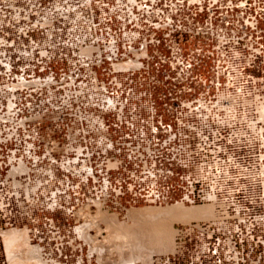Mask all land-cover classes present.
<instances>
[{
    "label": "built area",
    "instance_id": "1",
    "mask_svg": "<svg viewBox=\"0 0 264 264\" xmlns=\"http://www.w3.org/2000/svg\"><path fill=\"white\" fill-rule=\"evenodd\" d=\"M16 3L10 23L37 29L0 54V175L19 177L0 181V202L23 208L41 155L73 163L78 125L90 122L88 207H212L178 226L174 252L153 264H264V0ZM151 66L163 80L153 75L143 114L131 87ZM69 167L59 184L71 185Z\"/></svg>",
    "mask_w": 264,
    "mask_h": 264
},
{
    "label": "rangeland",
    "instance_id": "2",
    "mask_svg": "<svg viewBox=\"0 0 264 264\" xmlns=\"http://www.w3.org/2000/svg\"><path fill=\"white\" fill-rule=\"evenodd\" d=\"M31 4L32 3L29 5ZM16 6V0H0V54H3L8 49L12 35H22L27 30H34V34L36 33L35 30L37 28L35 26L27 24L12 25L10 23L11 18L17 11ZM33 10L34 9H32V11ZM157 62H159V60ZM145 64L146 67L147 63ZM150 68L151 69L148 70L147 68H143L141 71L133 75L132 85L135 94L131 87V98L139 97L143 99V105L141 106L144 109V112L142 111L143 114L148 113L149 98L151 97L149 83H151L153 75L157 76L158 80H163L160 71H156L155 73V71L152 70V66ZM126 76L127 74H122L119 78L125 83ZM133 104L134 103H130L127 108L132 107ZM114 123L115 117L113 114H110L109 133L113 136V139H116V131L113 127ZM85 134H95V128H91L90 122H83L78 125L76 135L81 139V148L71 155L73 163L68 164L67 154L63 152L49 151L48 153L41 155L38 160V167L34 169L31 175L33 183L29 187L28 202L23 204V208L17 204L13 210H10L6 207V200L0 202V264H11L2 235L3 232L8 230H20L24 233V239H22L23 241H20V243H24H21L22 245L19 249L14 251L16 254L23 253L22 255H25L27 249L24 247L27 246L36 249L39 256L38 260H40L37 264H153L154 258H165L171 256L174 252L175 229L190 221L175 220L172 218L165 219L164 221V218H159V221L155 214H152V216L148 215L145 210L149 208L152 210L153 208L165 209V207L168 208L176 204L184 205L183 207L185 208H191L193 206L183 203L181 204V202H173L161 207L144 203L135 206L115 207L112 205H103L98 202L91 205V207H88L87 199L90 196V193L85 181L88 173V158L90 154L87 153L85 149L83 150L88 143V141L82 139ZM114 156L117 155L114 154ZM98 157L99 155L93 154V158L99 164L101 159ZM69 165L71 167L74 166L75 168V175L73 177L70 176L71 185L73 182V185L75 186V195L72 194L71 185L69 186L66 183L59 184L57 180V177L68 175L70 168ZM97 169H99V167ZM5 177V174L2 173L0 175V181L4 182L5 179H13V181L19 179V177H15V175H12L11 178ZM35 179L40 180L42 184L36 185L34 182ZM2 188V194H5L8 190V185H6L5 188ZM10 190L12 193H15L16 191L20 192L21 186L15 185L13 182ZM68 195H71V199L68 198ZM74 199L76 208L72 211ZM15 210L18 211V214L14 217ZM133 210L137 212V214L140 213L139 215L143 218L147 216L146 218H152L154 221H147L146 218L143 220V218H140L138 215H135V219H133L134 213L133 215L132 213H129ZM139 210L140 212H138ZM21 213L23 214L22 218L20 215ZM100 213H105L110 216L112 215V217L115 216L114 218L117 217L116 223L118 224H116V226L115 224H107L109 225L107 227L105 222L98 218ZM15 219L21 222V225H6L7 221L12 222ZM97 219L98 221H96ZM95 222H97V226ZM149 222L152 224L154 222V225H151ZM161 222H164L165 224L160 225ZM155 225H160L161 227H159L161 229ZM115 227H118L119 229H116ZM109 230L114 233L116 230L119 231V233L115 234L117 238L114 233ZM156 230L158 231L156 232ZM164 230L165 232L163 233ZM159 233L162 234V238L158 237ZM139 234H142L141 238ZM163 234L167 235L164 236ZM118 235L121 236L118 237ZM167 236L170 239L167 238ZM163 237H165L166 240ZM162 239L163 241H166V245L161 241ZM93 242L96 243L92 244ZM24 244L27 245L25 246ZM157 244L160 246L158 245V247ZM166 248H168L169 251ZM28 263L31 264L30 262ZM32 264H34V262H32Z\"/></svg>",
    "mask_w": 264,
    "mask_h": 264
},
{
    "label": "bare ground",
    "instance_id": "3",
    "mask_svg": "<svg viewBox=\"0 0 264 264\" xmlns=\"http://www.w3.org/2000/svg\"><path fill=\"white\" fill-rule=\"evenodd\" d=\"M182 204V203H181ZM184 206V205H183ZM182 205H174V206H170V207H165V209H160V208H158V209H154L153 207V210L152 209H144L145 211H146V213H148V215H151L152 216V214L154 215L155 214V216L157 217V220L160 218V219H162V218H164L163 219V221L166 219H179V220H183V221H191V220H200V219H210L212 216H213V210H212V207H210V206H193V207H191V208H185V207H183ZM138 209H140V208H138ZM138 212H140V210L138 211ZM142 212V211H141ZM129 213H132V215H133V213H134V215H133V217L135 216V215H138V216H140L139 214L140 213H138L137 214V212H135L134 210L132 211V212H129ZM128 213V214H129ZM145 213V212H144ZM131 215V216H132ZM147 215V214H146ZM127 216H129V215H127ZM154 216V217H155ZM115 217V216H114ZM114 217H112V215L110 216V215H108V214H105V213H100L99 214V216H98V218H100L102 221H104L105 222V224L107 225V224H110V225H114L115 224V226H116V224H118V223H116L117 222V220H116V218H114ZM145 217V216H144ZM147 217V216H146ZM145 217V218H146ZM153 217V218H154ZM155 217V218H156ZM180 217V218H179ZM140 218H143L142 216H140ZM140 218H138V219H140ZM145 218H143V220H145ZM149 218H150V216H149ZM99 219V220H100ZM133 219H135V217L133 218ZM160 219H159V221H160ZM94 220V219H93ZM132 220V219H131ZM143 220H142V222H143ZM146 220L148 221H151V220H153L152 218H150V219H148V218H146ZM174 220V221H175ZM96 221H98V219L96 220ZM154 221V220H153ZM156 221V220H155ZM158 221V222H159ZM183 221H181V222H183ZM103 222V223H104ZM134 222V221H133ZM137 222V221H136ZM145 222V221H144ZM96 223V226H97V222H95ZM148 223V222H147ZM149 223H151V222H149ZM156 223V222H155ZM168 223V222H167ZM170 223V222H169ZM122 224V223H121ZM121 224H120V226H121ZM161 224H165L164 222L162 223H160V225ZM138 225V224H137ZM151 225H154V222H153V224L151 223ZM159 225V226H160ZM109 225H107V227H108ZM136 226V225H135ZM155 226H158V225H155ZM158 226V227H159ZM91 227V226H90ZM161 227V226H160ZM159 227V228H160ZM110 228V227H109ZM108 228V229H109ZM112 228H113V226H112ZM116 228V227H115ZM118 228V227H117ZM116 228V229H117ZM126 228V227H125ZM124 228V229H125ZM136 228V227H135ZM119 229V228H118ZM122 229V228H121ZM137 229H138V227H137ZM140 229V228H139ZM158 229V228H157ZM161 229V228H160ZM99 230V229H98ZM115 230V229H114ZM126 230V229H125ZM129 230H132V229H129ZM128 230V231H129ZM135 230V229H134ZM144 230V229H143ZM109 231H111V230H109ZM121 231V230H120ZM140 231V230H139ZM158 230H156V232H157ZM160 231H162V230H160ZM112 233H114L113 231H111ZM127 232V231H126ZM138 232V231H137ZM143 232V231H142ZM142 232H140V233H142ZM165 232V230L163 231V233ZM111 233V234H112ZM117 233H119V231H117L116 230V232L114 233V235L115 234H117ZM132 233V232H131ZM144 233V232H143ZM110 234V233H109ZM120 234H122V233H120ZM126 234V233H125ZM124 234V235H125ZM146 234V233H145ZM156 234H158V233H156ZM3 239H4V243L6 244V249H7V253H8V258L10 259L9 261H11V264H29L28 262H30L31 264H32V262H34V264H37L38 263V261H40V260H38V258H39V256H38V254H37V251H36V249H33V248H29V247H27L26 245L27 244H24L26 247H24L25 249H27V251H26V253H25V255H22L23 253H21V254H16L15 253V251H16V249H19V247L22 245L21 243H24V242H21L20 243V241L22 240V239H24V233L23 232H21L20 230H8V231H5V232H3ZM129 235V234H128ZM138 235V234H137ZM140 235V238H141V235L142 234H139ZM161 235L162 234H160L159 233V235H158V237H161ZM164 235V234H163ZM165 235H167V234H165ZM164 235V236H165ZM116 236V235H115ZM121 236V235H120ZM119 235H118V237H120ZM126 236V235H125ZM125 236H124V238H125ZM109 237V236H108ZM112 237V236H111ZM139 237V236H138ZM144 237V236H143ZM116 238H117V236H116ZM156 238V237H155ZM162 238V237H161ZM163 238H165V237H163ZM167 238H169L168 236H167ZM121 239V238H120ZM126 239V238H125ZM159 239V238H158ZM170 239V238H169ZM168 239V240H169ZM172 239V238H171ZM116 240V239H115ZM157 240V239H156ZM165 240H166V238H165ZM163 241V239L161 240L162 242H166V241ZM23 241V240H22ZM159 241V240H158ZM157 242V241H156ZM160 242V241H159ZM96 243V242H95ZM94 242L92 243V244H95ZM169 243V242H168ZM20 244V245H19ZM29 245V244H28ZM159 244H157V246H158ZM163 245V244H162ZM165 245H166V243H165ZM160 246V245H159ZM158 246V247H159ZM168 246V245H167ZM33 247V246H32ZM165 247V246H164ZM168 247H170V246H168ZM23 248V247H22ZM21 248V249H22ZM96 248V247H95ZM94 248V249H95ZM98 249V248H97ZM156 249V248H155ZM160 249H162V248H160ZM159 249V250H160ZM166 249H168V248H166ZM172 249V248H171ZM15 250V251H14ZM17 251H19V250H17ZM98 251V250H97ZM162 251V250H161ZM164 251V250H163ZM168 251H169V249H168ZM167 251V252H168ZM151 253V252H150ZM154 253V252H153ZM158 253V252H157ZM165 253V252H164ZM149 259V258H148ZM42 261V260H41ZM151 261V260H150Z\"/></svg>",
    "mask_w": 264,
    "mask_h": 264
},
{
    "label": "flooded vegetation",
    "instance_id": "4",
    "mask_svg": "<svg viewBox=\"0 0 264 264\" xmlns=\"http://www.w3.org/2000/svg\"><path fill=\"white\" fill-rule=\"evenodd\" d=\"M160 48H161V46H160ZM156 60H157V58L154 57L153 62H155Z\"/></svg>",
    "mask_w": 264,
    "mask_h": 264
}]
</instances>
